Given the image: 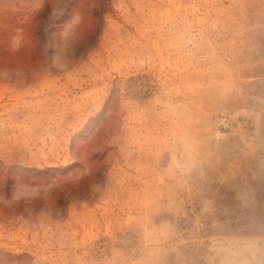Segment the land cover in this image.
<instances>
[{"label": "rangeland", "instance_id": "1", "mask_svg": "<svg viewBox=\"0 0 264 264\" xmlns=\"http://www.w3.org/2000/svg\"><path fill=\"white\" fill-rule=\"evenodd\" d=\"M0 264H264V0H0Z\"/></svg>", "mask_w": 264, "mask_h": 264}]
</instances>
